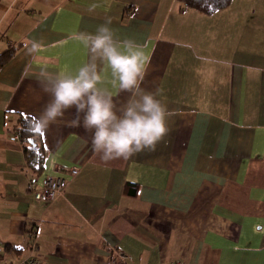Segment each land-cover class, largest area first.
Instances as JSON below:
<instances>
[{
  "label": "crops",
  "instance_id": "obj_1",
  "mask_svg": "<svg viewBox=\"0 0 264 264\" xmlns=\"http://www.w3.org/2000/svg\"><path fill=\"white\" fill-rule=\"evenodd\" d=\"M94 6V7H93ZM111 18L120 38L147 44L142 87L177 115L155 151L103 161L74 110L39 132L41 170L27 159L19 118L49 97L41 69L88 59L71 37ZM29 38L44 49L25 53ZM0 262L28 253L31 227L45 264H264V0H231L213 13L179 0H0ZM128 93L121 92L118 103ZM38 133V132H37ZM41 150H37L39 154ZM78 166L76 175L68 170ZM68 176L52 202L46 175Z\"/></svg>",
  "mask_w": 264,
  "mask_h": 264
},
{
  "label": "clouds",
  "instance_id": "obj_2",
  "mask_svg": "<svg viewBox=\"0 0 264 264\" xmlns=\"http://www.w3.org/2000/svg\"><path fill=\"white\" fill-rule=\"evenodd\" d=\"M111 23L107 18L94 32L72 35L88 53V59L75 69L63 68L55 73L46 67L41 69L39 93L34 99L39 101L40 93L49 99L29 121L30 130H46L66 111L74 110L71 124L91 133L92 148L103 161L155 151L171 131L169 121L177 115L159 91L142 87L151 62L147 44L120 38ZM24 49L27 55H34L44 46L29 38ZM121 92L128 97L118 103Z\"/></svg>",
  "mask_w": 264,
  "mask_h": 264
},
{
  "label": "built area",
  "instance_id": "obj_3",
  "mask_svg": "<svg viewBox=\"0 0 264 264\" xmlns=\"http://www.w3.org/2000/svg\"><path fill=\"white\" fill-rule=\"evenodd\" d=\"M14 138L19 139V134L15 133ZM79 171L78 166H72L68 170V176L72 177L76 175V173ZM68 176H56V175H46L43 184L40 188H33L32 183L28 184V189L33 190L34 197L42 201L45 204H48L52 202L57 196H60L68 183ZM29 243H28V250L29 253L15 261V262H9V261H3L0 262V264H45L42 262V260L38 257L36 254V251L38 249V242H37V231L36 228L33 226L30 228L29 232ZM105 264H129L128 263V257L127 255L117 249H114L112 251V254L109 258L106 259ZM169 264H184L182 261H174Z\"/></svg>",
  "mask_w": 264,
  "mask_h": 264
},
{
  "label": "trees",
  "instance_id": "obj_4",
  "mask_svg": "<svg viewBox=\"0 0 264 264\" xmlns=\"http://www.w3.org/2000/svg\"><path fill=\"white\" fill-rule=\"evenodd\" d=\"M186 7H192L198 11L204 13H213L218 9L224 8L230 4L231 0H179ZM12 51L11 49H6L0 53V66L4 64L10 57ZM33 118L30 116H22L19 118V129L18 134L20 140L24 143L25 149L27 151V159L30 165L37 166V170H41L44 161V153L37 142V139L40 137L39 133L36 131L30 130L29 121ZM32 140V142L29 141ZM41 150V154L37 150Z\"/></svg>",
  "mask_w": 264,
  "mask_h": 264
},
{
  "label": "snow or ice",
  "instance_id": "obj_5",
  "mask_svg": "<svg viewBox=\"0 0 264 264\" xmlns=\"http://www.w3.org/2000/svg\"><path fill=\"white\" fill-rule=\"evenodd\" d=\"M37 132L39 133V132H40V130H37Z\"/></svg>",
  "mask_w": 264,
  "mask_h": 264
},
{
  "label": "water",
  "instance_id": "obj_6",
  "mask_svg": "<svg viewBox=\"0 0 264 264\" xmlns=\"http://www.w3.org/2000/svg\"><path fill=\"white\" fill-rule=\"evenodd\" d=\"M29 141H30V142H32V140H31V139H29Z\"/></svg>",
  "mask_w": 264,
  "mask_h": 264
}]
</instances>
